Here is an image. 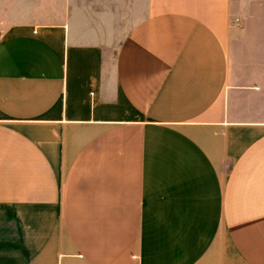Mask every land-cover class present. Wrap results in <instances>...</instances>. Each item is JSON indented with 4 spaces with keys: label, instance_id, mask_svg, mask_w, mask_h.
I'll return each instance as SVG.
<instances>
[{
    "label": "crops",
    "instance_id": "obj_1",
    "mask_svg": "<svg viewBox=\"0 0 264 264\" xmlns=\"http://www.w3.org/2000/svg\"><path fill=\"white\" fill-rule=\"evenodd\" d=\"M48 1L0 27V264H264V22Z\"/></svg>",
    "mask_w": 264,
    "mask_h": 264
},
{
    "label": "rangeland",
    "instance_id": "obj_2",
    "mask_svg": "<svg viewBox=\"0 0 264 264\" xmlns=\"http://www.w3.org/2000/svg\"><path fill=\"white\" fill-rule=\"evenodd\" d=\"M18 0H0V27L4 22L17 18V15H10L8 12L10 7L17 4ZM48 4L49 1L45 0ZM241 13L244 15L236 19V23L240 25L243 21L264 22V0H240ZM244 13V14H243Z\"/></svg>",
    "mask_w": 264,
    "mask_h": 264
}]
</instances>
